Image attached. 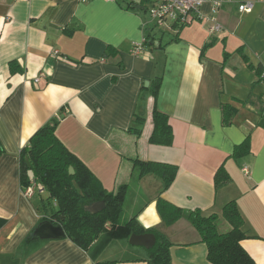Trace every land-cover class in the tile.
<instances>
[{
	"label": "crops",
	"instance_id": "crops-1",
	"mask_svg": "<svg viewBox=\"0 0 264 264\" xmlns=\"http://www.w3.org/2000/svg\"><path fill=\"white\" fill-rule=\"evenodd\" d=\"M253 3L251 11L242 12L225 0L216 13L223 31L214 35L208 2L202 19L155 28L163 32L156 41L161 46L135 55L134 44L154 25L117 0H0V264H149L150 248L128 238L106 244L98 239L87 250L67 236L33 237L43 221L47 191L24 194L20 155L54 118L60 120L58 137L108 191L127 184L123 220L135 217L144 228L164 233L172 242L173 264L213 263L187 217L164 222L159 197L203 215H221L235 199L248 233L242 244L264 263V81L259 73L264 32L255 34L258 47L252 53L241 39L234 50L242 56L237 64L228 47L236 19L249 20L245 32L252 29V37L259 23L264 25V0ZM13 60L22 71H11ZM156 80L160 87L154 96L149 87ZM223 104L236 109L228 125L222 120ZM154 107L170 117L172 145L149 140ZM135 114L145 118L139 136L129 132ZM247 136L251 151L234 157L235 146ZM135 158L177 165L174 181L165 188L156 173L139 176ZM221 166L231 180L217 188ZM218 223L221 231L231 228L223 217Z\"/></svg>",
	"mask_w": 264,
	"mask_h": 264
},
{
	"label": "trees",
	"instance_id": "trees-1",
	"mask_svg": "<svg viewBox=\"0 0 264 264\" xmlns=\"http://www.w3.org/2000/svg\"><path fill=\"white\" fill-rule=\"evenodd\" d=\"M120 5L135 11L146 10L145 1L117 0ZM188 23V22H187ZM186 24V23H184ZM182 24V25H184ZM153 28L144 35V48L161 46L156 44L160 34ZM246 56V55H244ZM247 58V57H246ZM260 78L264 66L260 67ZM12 72L22 71L20 64L10 62ZM160 80L150 85L149 90L157 96ZM236 109L228 104L222 105V120L228 125L233 122ZM261 126L264 127V113ZM153 129L150 142L169 146L174 141V130L170 117L157 107L152 113ZM59 118H54L40 127L31 137L29 143L21 151L20 166L22 186L26 187L31 181L40 183L47 191L46 204L42 207V220H50L54 224H61L67 237L84 249H89L93 243L101 239L106 244L113 239L130 238L131 234L153 232L156 243L150 248L146 261L149 264H173L172 242L157 229L144 228L140 222L132 217L124 223V200L127 195V184H121L117 190L108 191L99 177L58 137L56 130ZM145 118L135 114L129 132L139 136L143 131ZM251 151L250 136L234 148L233 156L242 157ZM138 175L143 176L153 172L164 180L168 188L175 179L178 167L174 164L144 161L134 159ZM74 168V173L70 172ZM231 180L228 171L221 166L216 173V187L219 188ZM105 201V207L96 213L89 212L86 207L96 201ZM158 210L166 224H172L181 217H187L199 231L201 240L207 245L208 260L213 264H264L257 262L243 246L242 240L248 236L244 229V218L235 199L228 201L222 209V214L214 212L203 215L199 209L184 210L159 197ZM220 217H223L231 228L221 231L218 228ZM117 260L98 261L96 264H117Z\"/></svg>",
	"mask_w": 264,
	"mask_h": 264
},
{
	"label": "built area",
	"instance_id": "built-area-1",
	"mask_svg": "<svg viewBox=\"0 0 264 264\" xmlns=\"http://www.w3.org/2000/svg\"><path fill=\"white\" fill-rule=\"evenodd\" d=\"M86 2L89 0H80ZM148 10L149 15L154 21L155 27L159 30H167L174 26H179L189 22L193 19H202L204 17L202 7L204 4L210 2L213 14L211 16L210 31L212 34H218L223 31V26L216 17V13L223 7L225 0H142ZM254 3L251 1L242 2L238 9L242 12H249L252 10ZM144 50V39L136 42L133 46L132 53L140 54ZM261 79L264 81V70L261 74ZM36 80H39L36 79ZM264 110V100H263ZM245 170H247L245 168ZM35 191H44V187L36 181H31L29 185L24 188L26 196H32Z\"/></svg>",
	"mask_w": 264,
	"mask_h": 264
},
{
	"label": "rangeland",
	"instance_id": "rangeland-1",
	"mask_svg": "<svg viewBox=\"0 0 264 264\" xmlns=\"http://www.w3.org/2000/svg\"><path fill=\"white\" fill-rule=\"evenodd\" d=\"M230 1V0H227ZM247 1H252L254 2V0H232L233 2V6L235 4V6L238 8L239 4L242 2H247ZM142 16L145 19L150 20L149 25H154V21L152 20L151 16L149 15L148 10H141ZM238 15V14H236ZM220 22V21H219ZM221 23V22H220ZM222 24V23H221ZM235 25H237L235 28L232 26L229 30V44L228 47L230 48V50L232 51L230 53V56L233 60H235V63L237 64V62H241L242 61V56L239 55L238 53L234 52V50L237 48V46L240 45V43H243V41H241V39H245L247 41V43H244V47L246 51H251L252 53V49H255L258 47V43L255 40L254 36L255 34H262L264 32V25H262L261 23H259V25L256 27L255 30H253V37H252V29H250L248 32H245L246 27L249 25V20H246L245 18L241 21H238L237 19L235 20ZM154 28L155 27L154 25ZM158 29V28H157ZM159 30V29H158ZM244 34V35H242ZM165 37L166 38H170L171 37V33H165ZM213 37V36H212ZM214 38V37H213ZM217 38V37H216ZM219 43H221V41H218ZM238 52V51H237ZM44 195L46 196V198L48 197V193L45 192ZM124 212V209H123ZM123 216V215H122ZM121 222L124 223L125 220H123V218L121 217ZM221 229H224L221 225H220Z\"/></svg>",
	"mask_w": 264,
	"mask_h": 264
},
{
	"label": "water",
	"instance_id": "water-1",
	"mask_svg": "<svg viewBox=\"0 0 264 264\" xmlns=\"http://www.w3.org/2000/svg\"><path fill=\"white\" fill-rule=\"evenodd\" d=\"M70 172L74 173V168L70 167ZM105 201H96L87 205L86 209L91 213H96L105 207ZM66 231L61 224H54L46 219L41 221L34 230L33 237L35 239H56L66 237ZM129 242L133 245L151 248L156 243V235L153 232L141 234L133 233L129 238Z\"/></svg>",
	"mask_w": 264,
	"mask_h": 264
}]
</instances>
